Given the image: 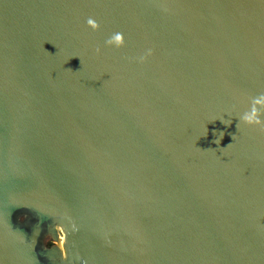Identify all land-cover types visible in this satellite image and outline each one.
Returning a JSON list of instances; mask_svg holds the SVG:
<instances>
[{
	"label": "water",
	"instance_id": "1",
	"mask_svg": "<svg viewBox=\"0 0 264 264\" xmlns=\"http://www.w3.org/2000/svg\"><path fill=\"white\" fill-rule=\"evenodd\" d=\"M261 94L264 0H0V264H264Z\"/></svg>",
	"mask_w": 264,
	"mask_h": 264
},
{
	"label": "clouds",
	"instance_id": "2",
	"mask_svg": "<svg viewBox=\"0 0 264 264\" xmlns=\"http://www.w3.org/2000/svg\"><path fill=\"white\" fill-rule=\"evenodd\" d=\"M87 24L90 28H92L94 31L99 29V24L92 18H89L87 20ZM106 44L108 45H115L117 48L122 47L124 45V36L122 33H116L114 34L110 39L106 41ZM97 53H99L100 49H96ZM151 54V53H149ZM262 109H264V94H261L259 97L252 98L251 100V107L249 111H246L241 117L240 120L247 125H256L260 126L262 129H264V120H261L260 117L262 114ZM223 122V121H222ZM224 123V122H223ZM231 122L229 121L225 125H230ZM223 136L220 137L222 139ZM219 139V143H220ZM216 142V141H215ZM55 231L57 235L59 236L60 241V251L63 250V242L65 239H67V234L65 233V229L62 225H56ZM55 243V242H54ZM63 258L67 259L68 253L67 251L63 252Z\"/></svg>",
	"mask_w": 264,
	"mask_h": 264
}]
</instances>
